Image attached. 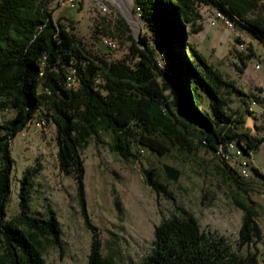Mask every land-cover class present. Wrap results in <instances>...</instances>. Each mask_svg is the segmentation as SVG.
I'll use <instances>...</instances> for the list:
<instances>
[{
  "label": "trees",
  "instance_id": "trees-1",
  "mask_svg": "<svg viewBox=\"0 0 264 264\" xmlns=\"http://www.w3.org/2000/svg\"><path fill=\"white\" fill-rule=\"evenodd\" d=\"M201 1L264 44V19L247 16L252 0ZM133 4L146 32L138 38L129 36L128 51L121 59L106 61L90 55L71 22L53 18L51 0H0V264H43L45 245L63 247L56 215L30 211L29 179L34 171L25 170L19 181V211L6 217L14 163L11 141L35 117L53 123L58 168L74 179L80 214L91 231L88 264H112L102 254L98 229L88 215L81 156L90 139L99 141L103 132L110 136L109 148L125 159L137 157L135 147L163 156L195 136L223 163L225 178L245 193L218 149L226 150L233 142L239 159H246L259 149L264 135L253 137L237 130L243 120L226 107L227 94L240 90L188 41L189 31L201 29L195 25V0H133ZM119 21L128 26L122 17ZM102 45L106 46L103 39ZM248 50L250 58L253 49ZM70 69L76 78L71 87L66 84ZM5 111L12 115L1 117ZM164 170L172 181L179 179L176 167L164 164ZM251 170L264 179L256 167ZM142 173L156 194L174 200L152 169L143 168ZM234 203L243 212L234 243L203 230L192 214L179 208V216L154 226L150 253L139 264H260L257 246L262 232L254 203L236 197Z\"/></svg>",
  "mask_w": 264,
  "mask_h": 264
},
{
  "label": "rangeland",
  "instance_id": "rangeland-1",
  "mask_svg": "<svg viewBox=\"0 0 264 264\" xmlns=\"http://www.w3.org/2000/svg\"><path fill=\"white\" fill-rule=\"evenodd\" d=\"M101 2L106 5V10H103ZM252 2L254 6L247 16L264 19V0ZM133 9V0H81L74 7L54 6L52 16L61 18L64 24L71 22L73 32L83 41L90 55L114 61L127 53L129 36L137 38L146 32ZM215 9L210 3L195 0L198 14L195 25H200L201 29L189 31L188 41L240 90L241 93L227 94L226 107L228 113L243 120L237 124V130L260 137L264 135V62L261 60L264 44L241 24L233 23L231 27L218 22L212 25ZM120 17L127 27L119 21ZM103 38H111L116 46L102 45ZM237 40L245 42L244 49L238 47L240 42ZM249 46L253 49L250 58ZM256 64L260 67L257 68ZM252 101L256 102L254 113L248 115L246 109ZM11 115V111H5L1 117ZM37 119L30 121L11 141L14 163L11 192L5 204L6 217L11 218L19 211V181L25 170L34 171L29 179L30 211L34 215L48 216L50 212L56 215L63 245L61 250L45 245L43 264H88L91 231L84 225L80 214L74 179L58 168L53 123L49 120L37 126ZM110 140L109 134L104 132L99 141L90 139L81 156L88 215L98 229L102 254L112 264H139L150 253L154 226L163 219L179 216V208L192 214L203 230L214 231L234 243L243 213L235 205L234 197L254 203L262 232L257 246L259 262L264 264V179L255 176L251 170V166L256 167L264 175V142L246 158L247 175L240 173L239 160L243 158L225 160L243 183L244 193L225 178L221 171L223 163L195 136L191 140L188 138V145L172 146L163 156L135 147L137 157L127 159L109 148ZM164 164L180 170L177 181L167 177ZM143 168L152 169L156 179L166 185L174 200L156 194L145 183ZM240 252L244 254L245 248Z\"/></svg>",
  "mask_w": 264,
  "mask_h": 264
},
{
  "label": "built area",
  "instance_id": "built-area-1",
  "mask_svg": "<svg viewBox=\"0 0 264 264\" xmlns=\"http://www.w3.org/2000/svg\"><path fill=\"white\" fill-rule=\"evenodd\" d=\"M80 2H81V0H51V3L53 5L65 6V7H67V6L74 7L76 3L80 4ZM101 6L103 7V10L107 9V7H106V5L104 3H102ZM218 22H222L225 25L230 26V25H228L227 20H224L223 17H216L215 16V11H214V16H213V18L211 20V24L215 25ZM103 43L105 45H110L111 47H115L116 46L115 41L112 40L111 38H103ZM245 45H246L245 42L240 41V43L238 44V47L240 49H244ZM263 59H264V56L261 58V60H263ZM256 67L259 68L260 64H256ZM69 81H76L73 69H70L69 73L66 76V84H69ZM254 105H256V102L252 101L251 104H249V106H248V110H249L250 114L254 113V111H253V106ZM40 123L41 122H35V124L37 126H40ZM229 153H234L237 156V154H236V146L234 145V143H232V146H227L226 150H220V156H222L225 160H229L230 159L231 156L229 155ZM250 155H252V153H250ZM237 159H239L238 156H237ZM239 161H240L239 166H240L241 175H247V173H248L247 160L246 159H242V160H239Z\"/></svg>",
  "mask_w": 264,
  "mask_h": 264
},
{
  "label": "bare ground",
  "instance_id": "bare-ground-1",
  "mask_svg": "<svg viewBox=\"0 0 264 264\" xmlns=\"http://www.w3.org/2000/svg\"><path fill=\"white\" fill-rule=\"evenodd\" d=\"M54 6H57V5H53V7ZM215 11V16L216 17H223L224 18V20H227V22H228V25H232L233 24V22L222 12V11H220V10H218V9H215L214 10ZM233 26V25H232ZM231 26V27H232ZM161 65V64H160ZM76 84V81H69V84H67V86H74ZM36 122H41L40 123V126H42V125H44L45 123H46V121L44 120V119H41V118H38L37 120H36ZM232 143L233 142H231V143H229L228 144V146H232ZM219 151H218V154H220V150H222V148L221 149H218ZM240 152H239V150H237L236 149V154H239ZM222 159V158H221Z\"/></svg>",
  "mask_w": 264,
  "mask_h": 264
},
{
  "label": "water",
  "instance_id": "water-1",
  "mask_svg": "<svg viewBox=\"0 0 264 264\" xmlns=\"http://www.w3.org/2000/svg\"><path fill=\"white\" fill-rule=\"evenodd\" d=\"M101 4H102V2H101ZM124 15L127 17V14L126 13H124ZM138 38V37H137Z\"/></svg>",
  "mask_w": 264,
  "mask_h": 264
}]
</instances>
